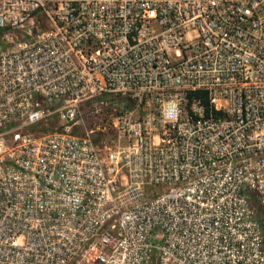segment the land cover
<instances>
[{
    "label": "built area",
    "instance_id": "built-area-1",
    "mask_svg": "<svg viewBox=\"0 0 264 264\" xmlns=\"http://www.w3.org/2000/svg\"><path fill=\"white\" fill-rule=\"evenodd\" d=\"M0 264H264V0H0Z\"/></svg>",
    "mask_w": 264,
    "mask_h": 264
},
{
    "label": "rangeland",
    "instance_id": "rangeland-1",
    "mask_svg": "<svg viewBox=\"0 0 264 264\" xmlns=\"http://www.w3.org/2000/svg\"><path fill=\"white\" fill-rule=\"evenodd\" d=\"M52 126H54V125L52 124ZM49 130H52L51 127L46 128L44 125L38 124V125H34V126L29 127L27 129V132L36 136V135L48 132Z\"/></svg>",
    "mask_w": 264,
    "mask_h": 264
}]
</instances>
